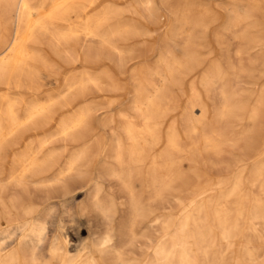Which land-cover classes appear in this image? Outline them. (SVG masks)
I'll use <instances>...</instances> for the list:
<instances>
[{"label":"bare ground","instance_id":"bare-ground-1","mask_svg":"<svg viewBox=\"0 0 264 264\" xmlns=\"http://www.w3.org/2000/svg\"><path fill=\"white\" fill-rule=\"evenodd\" d=\"M96 1L0 0V80L35 72L26 44L43 38L72 59L80 37L129 80L102 69L66 89L97 84L117 99L0 104V264H264V81L244 66L264 46L257 0L232 12L229 40L212 31L216 51L215 22L168 0L170 17L152 27L102 30L107 18L91 16L81 28L52 26ZM151 4L138 1L149 14ZM97 110L99 131L90 128ZM226 149L238 156L215 178L205 167ZM168 198L176 215L165 211Z\"/></svg>","mask_w":264,"mask_h":264},{"label":"rangeland","instance_id":"rangeland-1","mask_svg":"<svg viewBox=\"0 0 264 264\" xmlns=\"http://www.w3.org/2000/svg\"><path fill=\"white\" fill-rule=\"evenodd\" d=\"M138 1L139 0H97L95 4L91 8H89L86 13H84L79 19H76L75 21L65 20L61 22H53L52 26H55V28L58 29H67L72 26L81 28L84 23L85 17L91 16L107 18L101 24L102 30H107L108 26L112 23H116V21L130 24H135V22L145 24V22H149V26L152 27L151 25L153 20L157 19L156 21L159 22L162 21V17H170L167 11L162 6V0H152L150 14L140 9ZM248 3V0H168V4H171L170 6L174 8L179 7L187 9L189 5H195L196 7L201 8L202 16L204 18L209 21L215 22V26L212 28L213 30L211 29V32H208V36H212L211 38L209 36L208 41H210L209 39H211V42L209 43L211 46H213L211 47V50L214 51L217 50V44L216 42L214 43V41L212 42V40L214 39L212 31H224V29L226 28L225 25H227L233 15L232 12H243L245 9H247ZM257 3L258 6L253 9L252 16L254 17L252 18L257 20H264V0H257ZM133 7L136 11H134ZM142 13H146L143 14L144 17L142 16ZM152 16L154 17V19ZM229 32L227 34V32L224 31V33L227 35L226 38H228V40L231 38V32L230 34ZM228 40L226 39V41ZM39 41L35 44H26L27 48L31 49L36 54L35 60L29 61V63L31 64L28 63L35 72L32 74L27 73L26 77H22L17 80H11L8 78H3L2 80H0V104L4 100L9 98L20 99L23 105L30 103L32 100H44L46 98H53L57 100H61L64 98H74L78 101L82 99H88L97 102H100L104 98L103 96H111L112 98L117 99L118 96L114 95V93H102L97 84L91 83L86 85L82 89L81 93H77L74 90L71 92L66 91L67 85L72 82L80 81L86 78L98 80L102 69L106 70L108 73H111V76L114 79H121L122 83L125 84V86L129 85L127 74H121V71H119V69L117 70L113 59L98 57L99 46L95 41H90L86 37H80L79 40H77V43L73 46L72 59L67 57L60 50V52L58 50L56 51V49L52 48L51 45L47 43L48 41H46L45 39L43 40V38H41ZM230 42H232V40L227 43L230 44ZM257 52L252 56L254 60L252 58L251 61L249 59H245L244 66L246 65L245 67H250V65H252L256 70H261V78L262 81H264V46ZM257 57L258 59H256ZM247 62L249 65L247 64ZM119 72L121 75L119 74ZM23 78L24 80H22ZM243 87L245 90L250 88L248 84L243 85ZM211 98L212 96L210 95V98L207 99L210 111L212 110L213 102ZM183 106L184 104H182V107ZM197 113L198 111H195V114ZM101 115V110H97L93 114V117L90 121L91 129L99 131L100 119L102 117ZM236 124V121H231V126L233 127L234 131H238L241 128L239 126L236 127ZM237 156V151L226 149V153L220 158V160H216L214 164H209L205 168L211 176L215 178L223 177L227 174L225 170L226 163L231 161V159L236 158ZM253 192H256V190L253 189ZM79 196V199H81L85 196V193H82ZM231 203V200H228L226 205L230 206ZM165 211L169 215H176L180 211V208L175 206L173 201L168 198L165 203Z\"/></svg>","mask_w":264,"mask_h":264}]
</instances>
